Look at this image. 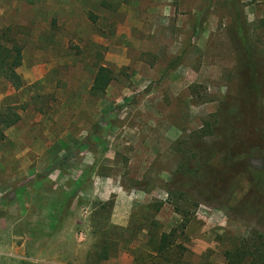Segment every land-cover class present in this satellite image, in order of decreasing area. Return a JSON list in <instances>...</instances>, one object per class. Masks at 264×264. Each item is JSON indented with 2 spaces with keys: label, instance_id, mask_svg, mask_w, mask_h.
<instances>
[{
  "label": "rangeland",
  "instance_id": "1",
  "mask_svg": "<svg viewBox=\"0 0 264 264\" xmlns=\"http://www.w3.org/2000/svg\"><path fill=\"white\" fill-rule=\"evenodd\" d=\"M241 24L264 53V0H0V42L22 46L21 88L0 77V110L20 116L0 141V264H167L151 248L171 230L177 264L255 248L264 196L224 170L227 129L209 131L239 115L262 168ZM100 66L113 81L92 96Z\"/></svg>",
  "mask_w": 264,
  "mask_h": 264
},
{
  "label": "trees",
  "instance_id": "2",
  "mask_svg": "<svg viewBox=\"0 0 264 264\" xmlns=\"http://www.w3.org/2000/svg\"><path fill=\"white\" fill-rule=\"evenodd\" d=\"M240 24V23H239ZM6 40L4 45L0 42V77L6 79L11 86L18 90L22 86V80L17 73V69L22 63V46L15 40L7 38V34L2 36ZM240 42L242 43L243 59L240 61L241 68L243 72H246L247 79L245 81V91L249 95L245 102H252L254 99H258L263 96L264 93V53L257 50L252 42L248 41V36L243 25L240 27ZM113 81V74L109 68L100 66L94 76L92 86L90 88V94L92 96H98L103 94L110 83ZM232 111L221 115V118H216L214 120V125L209 126V131L212 132L214 128L223 127L227 129L226 136L223 137L221 148H217L215 152H220L221 149L225 147L223 152L222 161L224 162V170L236 171L240 170L245 173L250 184V190L253 193L264 196V160L262 168L259 166H253L249 162V154L243 149L242 141L239 138V130L233 128L236 118H240L239 115H235L232 118V123L230 127V133L228 135V126L231 124L230 120ZM20 119L15 106H6L0 110V141L5 139L3 131L7 128L14 126ZM224 131V129H223ZM261 140L263 145H261L260 153L262 154V159H264V131L261 133ZM203 164L201 163V166ZM201 179H207L208 187L211 188L215 183L211 176L207 177L206 173L201 174ZM215 179V178H214ZM255 208L257 206H254ZM159 207L156 209L158 210ZM263 217H264V213ZM184 226V225H183ZM174 238L175 230H171L168 233H160L157 244L151 248L155 257H160V259L167 264H177L180 263L181 254L176 258V253L174 251ZM180 247L177 246V249ZM225 264H260L264 261V237L259 234L256 237V247L247 248L245 243L235 244L234 248L227 250L225 253ZM94 255L98 260H106L109 258L107 251V242H103L102 247L100 246L98 251H95Z\"/></svg>",
  "mask_w": 264,
  "mask_h": 264
}]
</instances>
